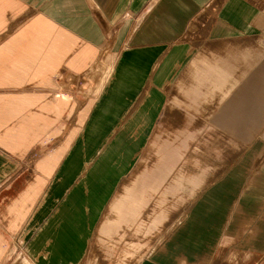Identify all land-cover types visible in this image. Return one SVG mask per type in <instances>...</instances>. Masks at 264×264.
Segmentation results:
<instances>
[{
	"label": "crops",
	"instance_id": "crops-1",
	"mask_svg": "<svg viewBox=\"0 0 264 264\" xmlns=\"http://www.w3.org/2000/svg\"><path fill=\"white\" fill-rule=\"evenodd\" d=\"M203 66L253 137L192 202L140 166ZM263 125L264 0H0V264H264Z\"/></svg>",
	"mask_w": 264,
	"mask_h": 264
},
{
	"label": "rangeland",
	"instance_id": "rangeland-1",
	"mask_svg": "<svg viewBox=\"0 0 264 264\" xmlns=\"http://www.w3.org/2000/svg\"><path fill=\"white\" fill-rule=\"evenodd\" d=\"M222 72L221 69H216L215 67L207 68L203 66L200 69L199 75L193 78V81L197 82V84L192 86L190 105L191 112L202 113L199 110L202 104L206 111L205 113L203 112L205 115L202 117L164 118L159 132L155 134L140 166V169L143 168L144 171H151L153 167H157L158 164L156 163L159 161L160 164L157 170L160 174L172 172L176 175V188L179 184L178 181L183 180V175L189 174L188 177L192 184V202L201 191L203 175L206 173L205 179L207 180H204V185H206L225 172L232 163L242 156L247 146L251 143L247 139L249 140L253 137V134L235 132L236 127H233L243 123L247 118L226 115L210 116L206 114H219L225 112L226 108L235 103L246 106L250 102L252 94L250 86L249 94L247 95L249 98L248 100H243L240 99L242 96L236 93L237 89H241L243 86L213 83L228 80L226 77H221ZM219 75L220 77H218ZM199 98H202V100H199ZM252 119L256 122L258 118ZM238 128H248V126L244 123L241 126H237ZM262 129H264V125ZM257 134L254 135L256 136ZM173 144H175L174 147H171ZM171 161H174L175 165L171 164ZM180 191L183 192V188ZM177 195L178 191L175 207L171 208V212H175L176 221L182 216L188 205L186 203L188 198L180 201ZM168 203L166 200L162 205L168 207Z\"/></svg>",
	"mask_w": 264,
	"mask_h": 264
}]
</instances>
